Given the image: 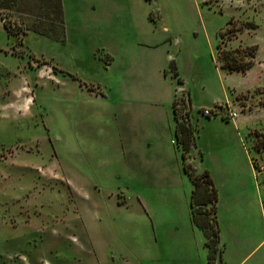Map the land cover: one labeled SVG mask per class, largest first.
<instances>
[{"label":"rangeland","instance_id":"1","mask_svg":"<svg viewBox=\"0 0 264 264\" xmlns=\"http://www.w3.org/2000/svg\"><path fill=\"white\" fill-rule=\"evenodd\" d=\"M186 166L217 190L225 264L237 235L253 263L264 0H0V264H207Z\"/></svg>","mask_w":264,"mask_h":264},{"label":"trees","instance_id":"2","mask_svg":"<svg viewBox=\"0 0 264 264\" xmlns=\"http://www.w3.org/2000/svg\"><path fill=\"white\" fill-rule=\"evenodd\" d=\"M249 27L256 26L249 24ZM257 48H246L245 50H221L218 52V60L222 70L227 73L247 71L253 65ZM225 122L230 121L227 116L221 117ZM210 119V118H209ZM184 136L185 144L190 147L189 130L183 124L177 125V134ZM185 172L194 183L195 189L191 198L192 220L195 226L200 228L206 237L208 249V264H222V250L220 248V229L217 215L218 193L214 187L213 180L208 171L196 174L190 167H185ZM206 207H210L206 210Z\"/></svg>","mask_w":264,"mask_h":264},{"label":"crops","instance_id":"3","mask_svg":"<svg viewBox=\"0 0 264 264\" xmlns=\"http://www.w3.org/2000/svg\"><path fill=\"white\" fill-rule=\"evenodd\" d=\"M230 75H232V74H230ZM217 215H218V209H217ZM218 222H219V220H218ZM195 227H197V226H195ZM198 229L200 231H202L200 228H198ZM219 229H220V243H221L220 244V248L222 250V264H225L226 261H227V260L225 261V259H226L225 258V245H226V243L222 244V240H221L222 232H221L220 224H219ZM202 233L204 234L203 231H202ZM242 236H238L237 235L236 240H235V244H237V245L233 244L234 246H232V247H233V250L234 251L232 250L231 255H230L231 257H236L237 258V264H243V263H245L249 259V257L253 254V252H255V250L257 249V247H256V249H253L251 252L244 253V251L242 250V247H244L246 244L244 243ZM204 237H205V234H204ZM204 241H205L204 246L207 249V247L205 245L206 244V237H205V240ZM207 251H208V249H207ZM208 255H209V252H208ZM207 264H208V260H207ZM251 264H264V253L260 257H258Z\"/></svg>","mask_w":264,"mask_h":264},{"label":"built area","instance_id":"4","mask_svg":"<svg viewBox=\"0 0 264 264\" xmlns=\"http://www.w3.org/2000/svg\"><path fill=\"white\" fill-rule=\"evenodd\" d=\"M204 115L209 118H216V117H223L227 116L230 120L236 119L238 117V114L236 112H232L228 109L226 106L218 105L213 109H205Z\"/></svg>","mask_w":264,"mask_h":264}]
</instances>
